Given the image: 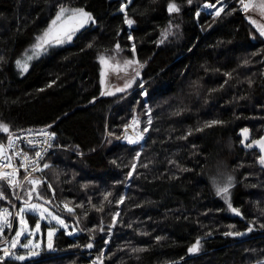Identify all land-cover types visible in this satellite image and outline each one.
<instances>
[{
  "label": "trees",
  "instance_id": "1",
  "mask_svg": "<svg viewBox=\"0 0 264 264\" xmlns=\"http://www.w3.org/2000/svg\"><path fill=\"white\" fill-rule=\"evenodd\" d=\"M57 2L0 0V55L4 57L0 123L9 125L16 135L53 125L49 130L57 133L58 143L67 150L51 156L53 167L44 176L53 184L60 205L64 200L86 201L89 194L98 203L103 191L113 192L109 197L113 203L105 201L103 213L89 207L87 219L81 216V228L97 225L103 217L104 234L99 229L72 235L59 230L53 247L60 255H35L23 264H88V256L75 249L85 246L91 235L97 255L100 249H108L102 257L104 264L264 261V227L260 226L264 223V169L257 163V151L240 143L242 128L250 130L248 142L264 134V37L249 23V12L244 14L232 4L215 19L205 12L196 16L208 0H192L191 4L188 0H132L126 9L134 21L129 28L120 11L121 0H61L71 7H83L96 24L82 30L69 45L29 61L28 71L22 72L15 61L31 54L35 37L54 17ZM170 2L180 6L178 14L167 12ZM169 21L178 27L160 43ZM116 43L122 48L120 60L139 61L134 67H139L140 76L129 91L101 96V91H114L111 86L115 84H108L109 71L99 58L114 55ZM102 70L107 74L103 86ZM141 80L143 89L138 87ZM144 90L146 97L140 95ZM145 101L152 109L153 124L142 145L131 146L122 139L123 126L138 116L142 123L137 130H142L147 119ZM214 120L223 123L206 126ZM189 131L192 135L180 139ZM108 132L116 135L110 138ZM0 136L7 140V134ZM137 152L141 153L138 160ZM170 160L180 167L169 164ZM133 163L136 169L129 179ZM227 176L234 177L230 200L242 218L231 214L211 182L213 177ZM85 184L87 189L82 187ZM5 191L10 195V189L5 187ZM47 194L52 195L50 190ZM120 195L125 201L116 205ZM52 205L76 226L59 204ZM6 206L10 205L0 201V207ZM116 211L120 216L105 246L111 213ZM29 220L36 223L35 217ZM48 228L44 227L45 232ZM228 232L246 235L237 238L225 235ZM210 236L217 238L201 241L198 251L190 254L188 249L197 239ZM47 248L45 240L42 249ZM133 248L143 251L134 253ZM4 264L21 262L5 259Z\"/></svg>",
  "mask_w": 264,
  "mask_h": 264
},
{
  "label": "snow or ice",
  "instance_id": "2",
  "mask_svg": "<svg viewBox=\"0 0 264 264\" xmlns=\"http://www.w3.org/2000/svg\"><path fill=\"white\" fill-rule=\"evenodd\" d=\"M131 3V0H127L126 3H121L120 11L123 12L124 15V23L131 28L134 21L128 18L126 9L128 4ZM188 3L191 4L192 0H188ZM237 3L241 6L240 10L247 14L251 9L258 8L259 13L262 17H264V0H259V3H256L255 0H237ZM226 5L223 4V0H215V3L212 0H208L203 5V8L208 11V14L213 18L219 17L221 13L224 12ZM214 9V11H212ZM235 10V9H233ZM181 11L180 6L175 2H170L167 5V12L171 15L173 13H179ZM196 16H200V12H196ZM249 23L252 24L256 31L259 33L260 37H264V23H258L256 19L249 17ZM96 24L95 18L93 15L86 11L83 7H71L70 5L61 2L58 0L56 5V11L54 17L50 20L47 28L43 30V32L35 37V42L31 48V54L25 53L24 59H17L15 61V65L22 72H27L29 68V61L33 59H39L43 55H47L52 48L59 47L65 44H70L74 39L77 38L78 34H81L82 30L86 29L89 26H94ZM173 27H178V25H173L171 21H169L168 26L162 31L160 43H163L169 35H172L171 29ZM255 38V36L253 37ZM129 40H133L134 38L129 34ZM93 45L91 43L88 44V47L91 48ZM114 55L111 57L101 56L99 58V63L104 66H108L111 63L117 70L123 67V71L125 75L121 77L124 79V83L122 87H116L114 91L104 90L101 91V96H111L115 95L116 92H126L128 89L132 88L134 84H136L137 77L140 76L139 67H133L134 65H138L139 61L134 59H125L120 60L118 57L122 52L121 45L116 43L113 48ZM132 52H135V44H132ZM258 54V53H257ZM4 62V57L0 55V64ZM245 64H248L249 61L245 60ZM264 63V61H261ZM131 69V72H129ZM229 78H231V73L227 74ZM106 72L104 70L100 73V83L101 85H105L106 83ZM227 83V81H225ZM252 81L249 80V86H251ZM139 88H144V82H141L138 85ZM142 96H147V90H144L140 93ZM145 116L146 123L142 127V130H137L141 128V120L138 116H133L130 124H125L123 126L124 129V138L127 140V143L130 145L138 144L141 141L145 140V133L149 132L151 126L153 124V116L152 109L147 105L145 101ZM179 114V113H174ZM223 121H212L210 124L206 126H211L212 124H222ZM53 125L49 124L44 128L33 130H21L22 132H26V135L20 136L10 131L9 125L5 123H0V133L7 134V143H0V201H6L11 208H17L16 201H20V205L18 211H16L15 216L17 218L18 227L14 232V236L7 240L6 243L8 247H4L0 249L3 252V255L0 256V264H4L5 259H14L15 261L23 262L28 259L26 255H21L19 253H14L11 250L17 249L18 246L28 250V252H32L33 248L40 247L39 243H35L32 239H27L26 243H22V238L32 237L35 233H39L41 229L40 221L47 220L48 224L51 225L52 221H55L56 225H59L67 231L68 235H72L73 232L79 231L95 233L97 229H99L100 233H105V226L103 223V217L100 219V223L97 225H92L89 227L81 228L79 227L81 223V216L84 219H87L88 216V208L94 209L97 212L103 213L105 211L104 202L106 201L109 205L113 203L112 200H109V197L113 196L112 191H103L100 193L102 199L98 203H93V195H87V199L81 200L79 203L75 202V200H64L63 209L73 218L75 227H73L72 231H68L69 224L66 221V218L62 217V215L53 212L50 208L46 207V205H50L56 199L55 189L53 184L48 181V179L43 175L44 171L53 167L51 161V156L55 155L56 149L67 150V146L60 145L55 143L57 139V133L55 131H50ZM129 128L132 129L134 134H128ZM203 129H197V131H202ZM249 129L242 128L240 130V134L242 139L240 143L244 148L251 149L253 147L258 149L257 163L264 169V136L252 139L249 141ZM108 135L115 136L116 134L113 132H108ZM192 135V132L189 131L187 135L180 137V139H187V136ZM120 137L117 136V139ZM21 142V143H18ZM110 143V141H107ZM195 147V145H193ZM76 150H79V145L75 146ZM95 151V149H92ZM79 155H83L82 152H78ZM141 153H136V159L138 160ZM19 163H16V161ZM113 164H116V161H112ZM169 164H176L177 167L180 165L174 161L170 160ZM143 167H147V165H143ZM131 171L127 173V177L129 179L132 178L133 172L136 169V163L131 165ZM21 170H23V177L21 178ZM181 171H187V169L181 168ZM40 172L42 175L37 177L35 173ZM59 175V173H57ZM74 178V177H73ZM70 183V181H67ZM211 182L215 187L216 195L221 197L226 203L227 207L235 213L237 216H243L240 209L234 207L230 200V189L234 186V177L227 176L226 178L217 179L216 177L211 178ZM46 185V190L43 186ZM5 187L11 190V193H7L5 191ZM84 189H87V185L82 186ZM19 190V191H17ZM51 191L52 195L49 196L47 191ZM20 193H23L21 195ZM33 200L38 201L33 203ZM125 201V196L120 195L118 200H115L116 205L123 204ZM87 205V207H86ZM77 209H80L81 212L77 213ZM28 214L37 215L39 219L34 224V226L28 223ZM13 213L9 211L8 207H4L0 209V237H3L5 234V229L13 228V221L9 219ZM112 220L110 225L107 228V235L104 239L103 243L107 246L110 243V238L112 235V229H114L118 222V217L120 216V212L116 211L111 213ZM261 227H264V223H261ZM131 227V225H129ZM249 232L252 231V227L249 226L247 229ZM55 227H49L47 231L48 238V247L52 246V237L55 233ZM244 233L242 232H228L225 235H235L241 236ZM207 235H211V232L207 233ZM161 239L157 237V240ZM95 236H89V242L86 243L85 247L88 249H93L95 244ZM200 245V240L197 239L195 244L188 249L189 252L198 251ZM108 249L102 248L100 249V254L97 256L96 261H93V264H104L103 259L104 253L107 252ZM143 249L133 248L132 252H141ZM110 259L111 257H105ZM259 264H264V261L259 262Z\"/></svg>",
  "mask_w": 264,
  "mask_h": 264
},
{
  "label": "rangeland",
  "instance_id": "3",
  "mask_svg": "<svg viewBox=\"0 0 264 264\" xmlns=\"http://www.w3.org/2000/svg\"><path fill=\"white\" fill-rule=\"evenodd\" d=\"M121 1H122V3H126V2H127V0H121ZM131 1H132V0H131ZM255 2H256V3H259V0H255ZM204 4H205V3H204ZM204 4L201 5V8H200V10H199L200 14H201L202 12H205V13L208 14L207 10L203 8V5H204ZM223 4L226 5L224 12L221 13V15H220L219 17H216L215 19H219L220 17H222V16L226 13L227 9H228L232 4H237L239 7H241V6L237 3V0H223ZM212 11H214V9H213ZM249 14H250V17L253 18V19H256L258 23H264V17H262V16L260 15L258 8H255V7H254L253 9H251V10L249 11ZM133 26H134V24H132L131 27H133ZM171 31H172V29H171ZM169 36H171V35H169ZM66 45H67V44H66ZM68 45H69V44H68ZM118 59H119V58H118ZM33 60H36V59H33ZM133 67H134V66H133ZM107 71H109V74H108V84H109V82L115 84V86H114V85L111 86V89L115 90L116 87H122V86H123V83H124V79H122L121 77H123V76L125 75V73H124V71H123V67L121 66V68H120L119 70H117L114 66L111 65V63H109V65L107 66ZM111 71H112V72H111ZM129 72H131V69H129ZM136 81H137V80H136ZM134 85H135V84H134ZM134 85H133V86H134ZM140 89H141V88H140ZM127 91H129V89H128ZM130 94H131V93H130ZM130 96H131V95H128V97H130ZM128 97H127V98H128ZM108 136H109L110 138L112 137V136H110V135H108ZM124 136H125V134L123 133L122 139H125ZM107 138H108V137H107ZM126 141H127V140H126ZM144 141H145V140H144ZM141 145H142V144H141ZM141 145H140V146H141ZM47 179H48V178H47ZM36 202H38V201L33 200V203H36ZM53 203H54V205H57V204L60 205V203H59L56 199L53 201ZM60 206L62 207V205H60ZM46 207L50 208L53 212L58 213L57 211H55L54 209H52L49 205H46ZM60 210L63 211L62 209H60ZM60 210H59V211H60ZM61 211H60V212H61ZM62 213H66V212L63 211ZM58 214H60V213H58ZM231 214H232L234 217H240V218H242V216H237V215H236L235 213H233L232 211H231ZM60 215H61V214H60ZM29 216L35 217V218H36V222H37V220L39 219V217H38L37 215L28 214V217H27V218H28V223H29L30 225L34 226V224H32V223L30 222V220H29ZM62 217H64V216L62 215ZM64 218H65V217H64ZM66 221H67V223L69 224L68 231H70V230H71L70 228H71V227H74V225H72L67 219H66ZM40 223H41V229H40V232H39V233H35V235L32 236V237L22 238V243H26V242H27V239H32L35 243H36L37 241H39V242H40V248H42V246L44 245L45 240H46V245L48 246V238H47V231H48V229H47L46 232H45L44 227H55L56 231H55V233H54L52 239L55 238L54 236H55V234H57V232H58L59 230H65L63 227H61V226H59V225H56L55 221H52V224H51V225L48 224L47 220L40 221ZM73 233H74V232H73ZM72 237H73V236H72ZM53 240H54V239H53ZM52 247H53V246H52ZM17 249L26 250V249H23V248H21V247H19V246H18ZM52 249L54 250V252L51 253L50 256L57 255L58 251H56V249H54V247H53ZM75 250L78 251V252L81 253V254L87 255L88 258H89L90 252H89V249L86 248L85 246H81V245H80V246H78ZM26 251H28V250H26ZM93 254H95V256L92 257V258H89L90 262H89L88 264H90L91 262H93L95 258L97 259V256H98V255L95 253V250L93 251ZM30 255H32V256H30ZM58 255H60V253H58ZM26 256L28 257V259H26L25 262L32 260L34 257H37V256H35V255H33V254H26ZM101 258H102V257H101ZM23 263H24V262H23Z\"/></svg>",
  "mask_w": 264,
  "mask_h": 264
},
{
  "label": "built area",
  "instance_id": "4",
  "mask_svg": "<svg viewBox=\"0 0 264 264\" xmlns=\"http://www.w3.org/2000/svg\"><path fill=\"white\" fill-rule=\"evenodd\" d=\"M208 11L209 10H207V12ZM33 130H37V129H33ZM128 134H134L131 128H129V133ZM17 135L23 136V135H26V132H21V133H19ZM0 143H5L6 144L7 143V140H4L0 136ZM18 143H21V142H18ZM55 143L59 144L58 143V136H57V139H56ZM141 143H143V141L139 142L138 144H141ZM61 150L62 149H56L55 150V153L58 152V151H61ZM16 163H19V161L17 160ZM44 174H45V171H44L43 175ZM35 175L37 177H39L42 174L40 172H37V173H35ZM22 177H23V170H21V178ZM0 183H2V182H0ZM17 191H19V190H17ZM20 194L23 195V193H20ZM16 204H17V208H11V206H6V207L9 208V211H11L13 213V215L9 218V219H11L13 221V228L12 229H7L6 228L5 229L4 236L3 237H0V249H3L4 247H8V244L6 243V241L7 240H10L14 236V232H15L16 228L18 227V222H17V218L15 216V213H16V211H18L19 206H21L20 205V201H16ZM2 208H4V207H0V209H2ZM60 209H62L63 211H65L63 209V204H62V207L60 206ZM37 243H39V242H37ZM11 251L14 252V253H19V254H26L27 253V254H34V255L51 254V253L54 252V250L52 249V247L51 248H48L46 250H42L40 247L33 248L32 252L22 251L21 249H13ZM2 255H3V252L0 251V256H2Z\"/></svg>",
  "mask_w": 264,
  "mask_h": 264
},
{
  "label": "water",
  "instance_id": "5",
  "mask_svg": "<svg viewBox=\"0 0 264 264\" xmlns=\"http://www.w3.org/2000/svg\"><path fill=\"white\" fill-rule=\"evenodd\" d=\"M263 136H264V134H263ZM254 151H257V153H258V149L257 148H255V147H253L252 148ZM259 154V153H258ZM52 209H54L55 211H56V209L54 208V206L52 205V204H50L49 205ZM246 235V233H244L243 235H241V236H235V235H233L234 237H237V238H241V237H243V236H245ZM215 238H217V236H210V237H208V238H203V239H200V242L201 241H204V240H208V239H215ZM94 249H95V247L93 248V249H89V252H90V255H89V258H92V257H94L95 256V254H93V251H94ZM194 252H190V254H193ZM94 261H96V258L94 259ZM90 264H93V262H91Z\"/></svg>",
  "mask_w": 264,
  "mask_h": 264
},
{
  "label": "bare ground",
  "instance_id": "6",
  "mask_svg": "<svg viewBox=\"0 0 264 264\" xmlns=\"http://www.w3.org/2000/svg\"><path fill=\"white\" fill-rule=\"evenodd\" d=\"M144 142V141H143ZM142 144V143H141ZM136 145H140V144H135V145H131V146H136Z\"/></svg>",
  "mask_w": 264,
  "mask_h": 264
}]
</instances>
